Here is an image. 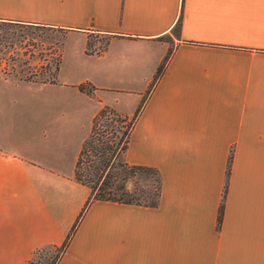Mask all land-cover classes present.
Instances as JSON below:
<instances>
[{
	"label": "crops",
	"instance_id": "1",
	"mask_svg": "<svg viewBox=\"0 0 264 264\" xmlns=\"http://www.w3.org/2000/svg\"><path fill=\"white\" fill-rule=\"evenodd\" d=\"M0 20L65 30L55 80L0 75V264L66 237L55 264H264V0H0ZM102 105L137 110L124 158L158 169L156 205L84 207L74 163Z\"/></svg>",
	"mask_w": 264,
	"mask_h": 264
},
{
	"label": "trees",
	"instance_id": "2",
	"mask_svg": "<svg viewBox=\"0 0 264 264\" xmlns=\"http://www.w3.org/2000/svg\"><path fill=\"white\" fill-rule=\"evenodd\" d=\"M179 20L178 16L173 26L174 34L178 32ZM165 59L166 55L157 66L154 77L161 70ZM57 62L49 71L51 78L45 77L42 80L52 81L57 69ZM78 88L90 92L94 86L89 83H79ZM136 113L137 110L128 117L118 113L110 106L102 105L93 115L89 131L81 142L74 163L75 179L89 189L84 207L93 199H111L149 206L158 203L161 186L158 169L152 165L130 163L124 158L129 132ZM115 130L118 134L115 133ZM150 172H154L156 177L148 180L147 175ZM227 173L228 161L225 169L226 176ZM225 186L224 183L222 198ZM221 212L222 201L218 205L217 222L220 220ZM66 242L67 237L60 244L37 248L24 264H55L64 250ZM47 249L51 250L50 253H47Z\"/></svg>",
	"mask_w": 264,
	"mask_h": 264
},
{
	"label": "rangeland",
	"instance_id": "3",
	"mask_svg": "<svg viewBox=\"0 0 264 264\" xmlns=\"http://www.w3.org/2000/svg\"><path fill=\"white\" fill-rule=\"evenodd\" d=\"M171 33L174 34V27L170 29V33H166L161 37L170 42ZM64 35L65 30L60 27L0 20V75L36 81L45 79V77L50 79L49 71L60 58ZM107 38L108 34L90 32L88 46L85 50L91 52L92 50L104 49ZM137 59L132 58L131 61L128 60L125 63H116L117 67L112 69L113 80L120 84L129 75L133 77L136 74L134 67L136 62L134 64L133 61ZM52 80H55V76ZM94 89L88 93H92ZM155 177L154 172L147 175L148 180ZM50 251V249H47V253H50Z\"/></svg>",
	"mask_w": 264,
	"mask_h": 264
}]
</instances>
